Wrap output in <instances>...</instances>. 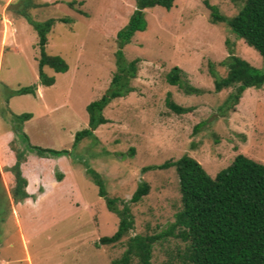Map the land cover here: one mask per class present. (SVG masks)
<instances>
[{"label": "rangeland", "instance_id": "1", "mask_svg": "<svg viewBox=\"0 0 264 264\" xmlns=\"http://www.w3.org/2000/svg\"><path fill=\"white\" fill-rule=\"evenodd\" d=\"M21 1L0 0V264H111L130 236L164 231L180 209L176 174L172 167L144 171L146 166L187 155L212 178L237 154L264 164V83L245 89L231 107L224 105L233 90L213 87L214 77L225 74L220 62L228 47L249 65L263 66L224 23L209 22L204 5L231 17L244 0H173L168 11L144 9L145 30L121 49L126 61L138 60L131 92L103 109L107 122L93 131L94 140L82 139L75 147L73 134L87 126L85 106L103 94L115 71L116 33L134 10V0H33L39 6L29 9L32 20L55 19L45 52L68 66L64 73L43 69L54 78L50 86L37 80L35 32L13 12ZM69 1L75 2L72 7ZM173 67L200 92L188 95L168 85L165 75ZM31 84L34 96L9 97ZM167 95L190 111H170ZM8 113L31 114L21 127L31 145L69 152L56 158L23 153L20 170L30 198L16 204L7 169L25 149ZM86 166L99 174L108 197L127 200L141 182L148 185L147 194L129 206L132 229L115 244L95 245L115 231L118 218L97 195ZM184 244L171 236L154 243L151 263L180 264L176 254Z\"/></svg>", "mask_w": 264, "mask_h": 264}, {"label": "trees", "instance_id": "2", "mask_svg": "<svg viewBox=\"0 0 264 264\" xmlns=\"http://www.w3.org/2000/svg\"><path fill=\"white\" fill-rule=\"evenodd\" d=\"M172 2L173 0H134V10L125 25L116 33L115 71L103 94L85 106L87 126L73 134L72 147L82 139L94 140L93 131L107 122L102 114L103 109L113 99L131 92L130 80L135 77L138 60L126 61L121 49L129 43L134 33L145 30L143 10L158 6L168 11ZM74 3L69 1L67 5L72 7ZM204 5L209 12L210 23H224L234 38L242 40L263 61L261 68H255L235 55L231 47L227 48L228 56L220 62L225 67V74L214 77L213 87L217 92L223 89L233 90L224 105L231 107L237 103L245 89L258 88L264 83V0H244L231 17L222 16L213 5L206 2ZM38 6L33 0H22L20 6L13 12L23 17L35 32L38 49L37 80L40 85L50 86L54 83V78L47 76L43 69L64 73L68 66L61 57L45 52L47 35L55 19L47 18L40 22L32 20L28 13L29 9ZM58 21L67 23L70 19L60 18ZM165 82L177 86L184 94L200 92L198 88L189 84L185 74L177 67L166 73ZM25 94L34 96L35 84L19 87L11 91L9 97ZM164 103L176 114L190 111L189 107L175 104L169 95L166 96ZM8 114L11 129L25 149L24 152L23 150L16 152L14 163L7 169L13 178L9 194L12 202L16 204L30 198V194L25 190L26 179L20 170L23 153L28 151L38 157L56 158L68 155L69 152L64 149L55 150L31 145L21 131L23 123L31 118V114ZM199 125L201 124L193 128V132H196ZM132 151L130 148L129 155H132ZM170 167L174 168L180 195V209L174 214L173 221L158 234L130 236L121 256L112 260L111 264H129L132 259H136L137 264H152L150 260L153 244L168 236L185 243L183 250L176 254L180 264H264V164L237 154L228 166L211 178L193 158L182 155L176 160L146 166L143 170ZM85 172L96 186L97 195L103 199L106 209L118 218L115 231L110 236L98 238L95 245L115 244L132 229L133 218L129 206L147 194L148 185L141 182L127 200H120L106 195L103 180L95 170L86 166ZM57 179L61 178L57 175Z\"/></svg>", "mask_w": 264, "mask_h": 264}]
</instances>
